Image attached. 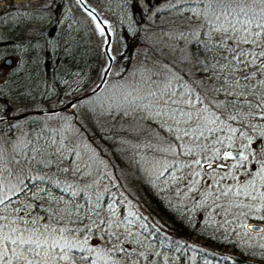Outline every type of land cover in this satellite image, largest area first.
Listing matches in <instances>:
<instances>
[{
    "label": "trees",
    "instance_id": "obj_1",
    "mask_svg": "<svg viewBox=\"0 0 264 264\" xmlns=\"http://www.w3.org/2000/svg\"><path fill=\"white\" fill-rule=\"evenodd\" d=\"M135 2L134 0H115L114 2L106 0V7L115 27L113 36L119 40L120 45L118 53L112 58L111 66L118 70L128 71L138 66L141 67V65L147 69L150 62L163 63L166 61L159 57L157 49L152 46L147 35L144 34L146 30L142 25L144 15L142 23L137 22L132 12ZM67 4L66 0H46L42 7L27 8V11H21L13 9L12 6L9 11L0 15V40H3L1 30L7 24H10L11 28L14 26L37 28L33 30V35L25 39L22 46L14 40L0 41V51L3 50L0 58L5 54H15L17 45H20L21 54H24L26 58V70L16 75L15 71L18 70V67L16 64H12L8 70L13 74L9 76L7 83L0 86V134L7 131L4 129L5 125L13 118L11 114L7 113L11 101L25 100L26 103L32 104L33 107L30 109L35 111L31 112L37 114L43 109L44 103L59 107L65 103L62 99L63 96L73 94L81 96L84 93L79 89L86 78L90 60V54L86 52L84 46L86 44L83 37L86 34L76 32L73 33V36L68 32V38H70L68 41L62 35L63 32L58 33L59 35L56 37L62 22L71 12ZM205 30V26L200 30L192 26L186 33L196 36L188 46L191 50L190 58L193 59L192 68L195 74L186 76L182 73V76L188 81V84L192 85L199 101L194 120L184 125V130L189 137L178 139L171 137L169 142H162L166 150L172 149V155L168 152L163 154L157 152V147L162 144L160 139L141 138L140 141L148 145H145L141 151L137 149V145L142 142L134 143V139L128 137V133L134 128L131 127L130 122H127L131 119L137 121V114L130 109L134 106H129L130 101L123 96L124 91L122 90L118 100H112V95H109L110 102L103 101L99 108L95 106L93 111L95 115L92 111L85 109L87 115L85 119L83 118V128L88 135V142L91 144L89 147L105 163L106 169L103 174L104 180H106L102 185L67 189L58 186L52 175H43L45 176L43 179H32L27 172L24 175L23 187L15 192L12 198L0 204V208L11 205L10 209L7 207V211L15 210L19 214L17 228L22 230L26 220H36L37 225L35 226H38L41 231L45 227L48 228L45 235L49 239V244L56 240L60 244L70 245L74 241L71 248H63V252L57 250L58 253H55L56 250H51L50 252L55 255L56 259L66 254L67 262L87 264L88 259H81L77 247H73L76 240L92 237L102 241L104 238H112L110 231H115L116 227L112 225L111 213L108 209L114 203L113 198L122 195L132 199L139 208V212L144 214L142 216L151 221L152 225L164 236L160 243L153 245L158 256L161 255L164 264H213L211 260H216L218 264H253L249 262V259L256 260L257 264H264L262 249L241 248L242 244L255 243L249 239L245 232L243 217L230 218L231 221H229L228 218L217 216L207 221L204 219V214L202 217L198 215L199 209L189 194L190 190L197 189V184L192 185V181L187 179L185 171L188 169L187 166L191 165V158L194 154L198 156L196 159L211 161L224 151L246 148L247 146L238 138L241 132H250L248 134H252L256 140L264 137V129L260 134L253 133V129L262 127L264 120V69L260 66L263 61V52L258 49L254 50L252 46L237 48L224 46L222 43L215 42L216 40L208 42L209 39L204 38ZM175 31L176 28L170 23L162 28L163 47L160 48L162 52L175 53L178 56L177 52L183 49V46L179 49L174 46V42L179 41ZM235 37L237 40L238 36ZM70 44H74L75 48H71ZM62 51L75 53L82 59L73 57L67 60L62 58L60 55L63 53ZM241 51L248 55H240L238 59H234ZM30 53H34L38 58V69L44 75V83L48 85L45 87L48 89L38 94L35 100L32 95L21 93L13 87L21 75L28 72ZM101 55L103 61L107 60L104 52ZM13 59L16 63L15 58ZM64 67L66 71L60 75L61 68ZM172 68L179 71L178 67ZM139 70L130 76L128 91L155 90L158 95L157 91L163 84L161 79L155 80V75ZM123 77L124 75L121 76V78ZM113 78L118 79L119 76L116 75ZM143 78L148 79L149 86L142 90L139 81ZM111 79L112 77L109 75L106 80ZM56 87H60L57 96L54 95ZM6 88H11L10 95H7ZM89 99L90 96L82 100ZM115 101L118 103H113ZM126 106L128 107L126 108ZM92 116H96L97 120L95 121ZM233 117L235 118L233 119ZM69 147L68 151L71 152L72 145ZM173 147L175 152H173ZM174 155L178 157L173 160L176 168L167 169L160 177L148 175L151 165L156 162V164H161L163 159ZM179 169L181 171H178ZM108 170L112 173L116 183L113 182ZM236 197L238 200L241 199L239 193ZM216 202L220 204L219 202L223 201L216 200ZM226 202L232 204L230 209L237 215L239 210L246 212L257 207L256 204L245 203L243 200L237 203ZM35 226L28 225L30 228ZM121 228L119 226L118 230ZM61 229H65L63 231L65 236L59 235ZM102 229H105L104 233L101 232ZM8 230L9 227L4 231L8 234L10 233ZM119 232L116 234L122 236V233ZM191 237L203 240L213 247L230 249L233 253L226 257L227 260L220 258V255L215 257L211 255L205 258V254L201 251L194 253L189 249ZM43 238L45 236L39 234L34 237L40 241ZM168 239L176 241L177 246L183 247L184 251L176 250L175 246L162 248L163 242ZM63 240L65 241L63 242ZM149 243L147 241L144 248H148ZM263 246L264 242L260 247ZM15 247L13 245V248ZM81 254L85 253L81 252ZM27 255L29 259L40 262L41 256H35L33 253ZM58 261L62 260H57L56 263H59ZM12 264H25V262L13 258Z\"/></svg>",
    "mask_w": 264,
    "mask_h": 264
},
{
    "label": "rangeland",
    "instance_id": "obj_2",
    "mask_svg": "<svg viewBox=\"0 0 264 264\" xmlns=\"http://www.w3.org/2000/svg\"><path fill=\"white\" fill-rule=\"evenodd\" d=\"M45 1L0 0V15L9 11L12 6L13 9L27 11V8H33L32 5L44 6ZM70 1L72 4L76 3L77 5L75 0ZM84 1L91 8L96 9L103 24L107 27L111 35L108 52L111 58L115 57L120 45L119 40L113 36L115 27L110 19L109 10L103 8L104 0ZM134 1H136L135 8L132 12L137 22L142 23L144 15V22L142 24L146 29L144 34L147 35V39L151 42L152 46L157 49L159 57L166 61L163 63L150 62L147 69H144L143 65H141V67L138 66L128 71L123 69L118 70L116 67L111 66L109 70L110 74H108L111 75L112 79L105 80L98 93L90 96V99L87 101L75 102L66 110L53 113L48 112L62 107L68 101L79 96H74V94L63 96L62 99L65 103L59 107L50 105V103H44L43 109L37 112V114L36 112H31L35 110H31L32 104L26 103L25 100L18 99L11 101L7 113L11 114L13 118L5 125L4 129L7 131L0 134V200H3V202L12 198V195L23 187L24 175L27 172H29L32 179H43L45 178L43 175H52L54 182H57L58 186L66 187L67 189L102 185L106 180H104L103 174L106 169L105 163L89 147L91 144L88 142V135L83 128L84 119L87 115L85 109L93 112L95 106L96 108L101 107L100 103L103 101L110 102L109 95H112V100H118L117 98L122 90L124 91L122 93L123 96L130 101L129 106H134V108L130 109L137 114V121L134 119L127 121L134 128L128 133V137L134 139V143L142 142L140 141L141 138H147L148 140L160 139L161 143L164 141L169 142L171 137L176 139L178 137L188 138L189 135L187 136L184 125L194 120L196 106L199 101L196 98V92L192 85L188 84V81L182 76V73L186 76L195 74L192 68L193 59L190 58L191 50L188 46L194 41L196 36L192 33L186 34L189 32L190 27L195 26V29L200 30L205 26L204 38L209 39L207 40L208 42L216 40L215 42L222 43L224 46L237 48H249L252 46L254 50L258 49L264 53V0ZM208 6L209 8H206ZM9 23L11 22L9 21ZM167 23L176 28L175 33L179 41L174 42V46L177 49L183 46V49L177 52L178 56L175 53L162 52L160 48L163 47L162 28ZM97 24L90 14H87L77 6L76 10L69 12L56 35L57 37L58 33L63 32L62 35L68 41L70 40L68 32L71 35L76 32L86 34L83 37L86 44L84 46L86 52L90 54V60L86 78L79 89L84 92L83 94L92 91L96 87L107 66V60L103 61L101 58L106 39L104 34H100ZM11 27L10 24H7L1 30L3 40L1 39L0 41L14 40V42L20 43L21 46L26 38L33 35V30L37 29L29 26ZM236 35L238 36L237 40ZM239 39H246L248 42L242 43ZM20 45H17L16 48L14 47L16 49L15 54H5L0 58V63L5 57L15 58V64L18 67V70L15 71L16 75L26 70V58L24 54H21ZM70 46L71 48H75L74 44H70ZM2 52L3 50L0 51V54ZM62 52L60 53L61 57L67 60L73 57L81 58L72 52ZM29 55L30 67L28 72L22 74L13 87L21 93L32 95V98L35 100L38 94L48 89L45 88L48 85L44 83V75L38 69V58L34 53H30ZM263 64L264 55L260 66ZM170 66L178 67L179 71ZM8 68L7 66L0 67V86L7 83L9 76L13 74ZM138 69H140V72L147 71L148 74L155 75V80L161 79L163 84L159 91H157L158 95L155 93V90L128 91L129 78L138 72ZM65 71V67L61 68L60 75ZM109 75H107V78ZM116 75L119 76L118 79L113 78ZM122 75H124L123 78H121ZM139 86H142V90L148 87V79L143 78V80H140ZM5 91L7 95H10L11 88H6ZM59 91L60 87H56L54 95L57 96ZM113 103L118 102L115 101ZM184 114H191V116L189 117ZM93 115H95L94 112ZM92 117L95 121L97 120L96 116ZM263 129L264 120L262 127L253 129V133L255 135L260 134L263 132L261 131ZM248 133L241 132V135L238 137L240 141L247 145L245 151V157L247 158L230 163L227 171L205 170L204 166L212 163V160H216V158H213L211 161H203V159H196L198 158L196 154L192 156L191 165L187 166L188 169L185 170L187 172L186 177L192 181V185L197 184V189H192L193 192L189 191L190 197L195 201V206L199 209L198 215L202 217V214H204V219L207 221L217 216L228 218L231 221L230 218L236 219L239 216L240 218L243 217L245 226L249 220L248 217L252 216L250 213L261 211V203L255 201L259 195L257 192L259 191V184L261 181H264V172H262V168L264 167L257 166L253 170L251 167L257 165L255 161L258 160V157L262 156L264 158V137L261 144L262 150L256 151L254 146L257 144V140L253 138L252 134ZM71 145L72 150L69 152L68 149ZM145 145L148 144L144 142L139 143L137 149L141 151L145 148ZM157 149L158 151H156L162 152V154L164 152L173 154L172 149L166 150L163 143L159 144ZM174 150L175 148L173 147V152H175ZM140 155L142 154L140 153ZM173 157L161 160V164H156V162L154 165H151L148 175L160 177L167 169L176 168L174 167L173 160L178 157L175 155ZM178 171H181V169ZM108 173L114 180L113 182L116 183L109 170ZM197 173L200 174L199 178ZM240 178L244 180L242 186L238 184ZM254 188L257 190L256 192H253ZM225 193L227 194L225 195ZM237 193L241 195L240 200L236 197ZM216 200L223 202L217 204ZM241 200L245 203L256 204L257 207L255 208L257 209H250L246 212L239 210L238 215L235 214L230 209L232 204L226 201L237 203L241 202ZM113 201L114 203L108 210L111 213L112 225L116 227V232L110 231L112 238H104L102 241L92 237H81L82 240L77 239L73 247H77V252L80 253L79 256L88 259L87 264H93V262L95 264H164L163 260H161V255L159 257L156 249L153 248V245L160 243L164 237L160 230L155 228L151 221L142 216L144 214L139 212V208L132 199L130 200V198L120 195L113 198ZM7 207L0 208V216L5 217V219L0 220V225L7 224L9 227L8 232H10L13 227H18L17 224H12L11 221L15 220L18 222L19 214L15 210L13 212L7 211L8 208H11V205ZM119 226L122 227L119 229L122 236L116 234L119 232ZM104 231L105 229L101 230L102 233ZM5 234L7 233L5 232ZM59 235L65 236L66 234L64 235L63 232H59ZM255 239L262 244L264 242V235L262 237H255ZM147 241L150 242L149 247L144 248ZM189 241L191 243L189 249L194 253L195 251H201L205 254V258L211 255L212 257L220 255V258L226 259V257L231 256V253H233L230 249L210 246L196 237H191ZM73 243L74 241L70 245H73ZM60 245L63 247L64 244ZM174 246L176 250L184 251L182 250L183 247L177 246L176 241L173 242L169 239L163 242L162 248H172ZM8 247L11 249L13 245L9 244ZM241 248L247 249L245 246ZM51 250H56L55 253H58L57 250H61V248H49L47 253L42 251L39 264H79L72 261L67 262L66 259H60V257L56 259L55 255H52L50 252ZM81 252L85 254L82 255ZM8 257L13 259L11 251L8 252ZM57 260L62 261L56 263ZM249 262L257 264V261L253 259H249ZM211 263L218 264L216 260H211Z\"/></svg>",
    "mask_w": 264,
    "mask_h": 264
},
{
    "label": "snow or ice",
    "instance_id": "obj_3",
    "mask_svg": "<svg viewBox=\"0 0 264 264\" xmlns=\"http://www.w3.org/2000/svg\"><path fill=\"white\" fill-rule=\"evenodd\" d=\"M97 28L101 35L104 34V29L100 27L99 24H97ZM242 43H247L248 41L242 40L240 41ZM240 55H248L247 53H244L241 51L237 54L234 59H238ZM264 55V53H262ZM188 115L189 117L191 114H184ZM235 117H233L234 119ZM214 122V121H213ZM179 138V137H178ZM225 157H229V153H224ZM245 159L247 157H244ZM199 163V161H197ZM262 172H264V168H262ZM199 175V173H197ZM231 191V189H229ZM227 193H225L226 195ZM3 203V200H0V204ZM18 211V210H17ZM5 219V217L0 216V220ZM12 224H17V221L13 220L11 221ZM25 227L21 230L17 227H13L10 231V233L5 234V228H8V225H0V264H12V259L8 257V252H12V258L20 261L23 260L25 264H39V262L34 261L32 259L28 258V253H33L35 256H41V252L47 253L49 248H57L61 247L59 241L53 240L51 244H49L48 239L46 237V233L48 232V228L45 227L43 231L40 230V228L37 225L36 220L31 221H24ZM28 225H33L35 227H28ZM55 231V229H53ZM61 232L65 231V229H61ZM39 234L40 236H45V239L43 241H40L39 239H34L36 235ZM15 245V248L9 249L8 245ZM24 245H27V247H24ZM63 248H71V245L65 243L63 247L61 248V251L63 252ZM66 254L61 255L60 259H66ZM81 259H84L83 257ZM95 264V262H93Z\"/></svg>",
    "mask_w": 264,
    "mask_h": 264
},
{
    "label": "flooded vegetation",
    "instance_id": "obj_4",
    "mask_svg": "<svg viewBox=\"0 0 264 264\" xmlns=\"http://www.w3.org/2000/svg\"><path fill=\"white\" fill-rule=\"evenodd\" d=\"M66 1L68 3L67 4V7L69 8L70 11L73 12L74 10H76V7L78 6V7L81 8V10L85 11L87 14H90L96 20V22H97V19H96L95 16H97L100 19L98 13L96 12V9L91 8L89 6V4H87L84 0H75L77 2V5H76V3L75 4H72L70 0H66ZM114 1L115 0H112V2H114ZM32 6L33 7H42L40 5H32ZM106 6H107V3H106V0H104V7L103 8L105 10H107V7ZM262 139L263 138L257 140V144L254 146V148H255L256 151H261L262 150V148H261V144L263 142ZM242 143H244V142H242ZM244 145L247 146L245 143H244ZM246 148H244V149H238L237 151L244 152V157H245ZM243 159H241V160H243ZM241 160H237V161H241ZM212 161L213 162H221V163H224L226 165V168L225 169H209L210 171H212V170L227 171L229 169L230 163L237 162V161H223V159H222V153H221V155L219 157H216V160H212ZM255 164H257V165L256 166L253 165L251 167L252 170L255 169V167H257V166L264 167V158L262 156L258 157V160L255 161ZM238 184H240V186H242L244 184L243 178H240L239 179ZM256 191L257 190L254 188L253 189V192H256ZM259 191H257L259 193V195L256 198V201L255 202H258V203L260 202L261 203V211H254L253 213H250L252 216L250 215L251 217H248L249 220H248V222H246V224L247 223H259V224H262L264 226V181H261V183L259 184ZM255 209H257V208H255ZM245 232H246L247 236H249V239L253 240L255 243H252L251 245H249V244L248 245L247 244H242L241 245L242 247H244V246L245 247H251V250H255V249L256 250H260V249L264 250V246L263 247H260L261 244L258 242V240L255 239V237H262L264 235V231L262 233H258V234L248 232L247 230H245Z\"/></svg>",
    "mask_w": 264,
    "mask_h": 264
},
{
    "label": "water",
    "instance_id": "obj_5",
    "mask_svg": "<svg viewBox=\"0 0 264 264\" xmlns=\"http://www.w3.org/2000/svg\"><path fill=\"white\" fill-rule=\"evenodd\" d=\"M96 19H97V22L99 23V25L101 26V28L104 29V35H105V39H106V42H105V45H104V48H103V52L107 58V66L103 72V75L99 81V83L96 85V87L88 92V93H85L77 98H74L70 101H68L65 105H63L62 107L58 108V109H54V110H50L48 111L49 113H53V112H56V111H60V110H66L68 109L72 104H74L75 102H78L88 96H91L93 94H95L96 92H98L101 87L103 86L106 78H107V75L109 73V70L111 68V65H112V58L111 56L109 55V52H108V47L110 45V42H111V36L109 34V31L107 29V27L102 23V21L97 17L95 16ZM12 64H15V61L13 58L11 57H5L1 63H0V67L2 66H7V67H10ZM262 68L264 69V64L262 65ZM224 153H229L230 156L229 157H225ZM244 158V152L242 151H237V150H227V151H224L222 153V159L223 161H237V160H241ZM226 168V165L224 163H221V162H213V163H208L204 166V169L205 170H209V169H225ZM245 229L248 231V232H251V233H255V234H258V233H262L264 231V226L262 224H259V223H247L245 225Z\"/></svg>",
    "mask_w": 264,
    "mask_h": 264
}]
</instances>
